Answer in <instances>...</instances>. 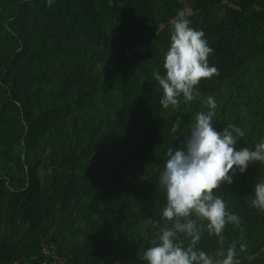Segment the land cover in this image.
<instances>
[{"label":"trees","instance_id":"1","mask_svg":"<svg viewBox=\"0 0 264 264\" xmlns=\"http://www.w3.org/2000/svg\"><path fill=\"white\" fill-rule=\"evenodd\" d=\"M219 75L190 103L163 109L162 72L178 0H0V264H146L161 223L166 150L187 136L204 101L213 126L264 139V0H186ZM180 121L176 132L172 126ZM264 165L214 190L240 219L224 230L237 264H264V212L251 207ZM199 247L220 250L205 232Z\"/></svg>","mask_w":264,"mask_h":264},{"label":"clouds","instance_id":"2","mask_svg":"<svg viewBox=\"0 0 264 264\" xmlns=\"http://www.w3.org/2000/svg\"><path fill=\"white\" fill-rule=\"evenodd\" d=\"M51 6L52 0H47ZM169 46L163 54L162 72L152 76L162 92L159 104L163 109L177 108L181 98L187 104L201 93V80L219 75L209 64L213 49L202 30L191 26L184 11L170 20ZM207 111H198L187 136L178 146L166 150V160L159 171L158 183L165 192L161 222L153 220L155 229L151 243L141 255L146 264H237L246 245L233 240L224 249V230L228 224L238 225L240 219L231 213L226 202L214 190L232 184L237 172L259 162L264 165V139L254 148L237 149V141L245 133L240 127L227 125L222 131L213 126L217 104L209 96L204 101ZM180 121L172 126L176 132ZM251 207L264 212V179L254 184ZM205 232L217 237L220 250L209 254L199 247Z\"/></svg>","mask_w":264,"mask_h":264},{"label":"built area","instance_id":"3","mask_svg":"<svg viewBox=\"0 0 264 264\" xmlns=\"http://www.w3.org/2000/svg\"><path fill=\"white\" fill-rule=\"evenodd\" d=\"M191 9V10H188ZM187 15H192L195 11L192 9V7H186L183 10ZM42 253L45 256V258L47 257H51L52 260L49 261V259H45L41 264H62V261L58 260L56 255H55V250L52 247V245L49 244H43L42 245Z\"/></svg>","mask_w":264,"mask_h":264},{"label":"rangeland","instance_id":"4","mask_svg":"<svg viewBox=\"0 0 264 264\" xmlns=\"http://www.w3.org/2000/svg\"><path fill=\"white\" fill-rule=\"evenodd\" d=\"M179 2H182L184 3V8L182 9V11L186 8V7H189L190 4L186 2V0H178ZM191 7V6H190ZM188 10H191V9H188Z\"/></svg>","mask_w":264,"mask_h":264}]
</instances>
